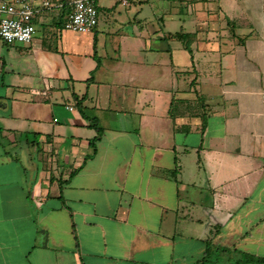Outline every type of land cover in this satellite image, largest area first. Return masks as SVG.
<instances>
[{
  "label": "crops",
  "instance_id": "crops-1",
  "mask_svg": "<svg viewBox=\"0 0 264 264\" xmlns=\"http://www.w3.org/2000/svg\"><path fill=\"white\" fill-rule=\"evenodd\" d=\"M150 1L97 0L116 25L88 34L46 10L32 44L0 40V264H201L233 223L264 253V0H180L186 43L152 48Z\"/></svg>",
  "mask_w": 264,
  "mask_h": 264
},
{
  "label": "built area",
  "instance_id": "built-area-1",
  "mask_svg": "<svg viewBox=\"0 0 264 264\" xmlns=\"http://www.w3.org/2000/svg\"><path fill=\"white\" fill-rule=\"evenodd\" d=\"M97 0H3L0 1V40L8 46L30 45L37 34L35 21L46 10H70L65 29L88 34L98 25ZM73 112V107H68Z\"/></svg>",
  "mask_w": 264,
  "mask_h": 264
},
{
  "label": "rangeland",
  "instance_id": "rangeland-1",
  "mask_svg": "<svg viewBox=\"0 0 264 264\" xmlns=\"http://www.w3.org/2000/svg\"><path fill=\"white\" fill-rule=\"evenodd\" d=\"M53 1H58V0H53ZM60 1H64V0H60ZM186 4L188 2V4L191 2L190 0H185ZM162 2V3H160ZM186 4H184L183 8L186 7ZM187 4V5H188ZM180 6V0H151L148 4L142 5L141 7L144 8L145 10V17H146V23L145 26H143L144 28V34H145V39L143 40V42L149 47L152 48L153 45H155L156 43H158L159 41L156 40V35L159 32H162L164 34H176L179 33L181 31L186 32V29L184 28V18L186 16V13L184 11V13L182 14V18L183 21L179 22H175L174 24H167L166 23V18H168L170 16V12L171 9H173V14H176L175 12H180L178 8ZM163 12H167V13H163ZM124 19L122 20H126L125 18H127V15L125 12H122ZM63 14L64 11L59 10V9H54L52 11L49 12V16L53 17L56 19V22L59 23V21H61V19L63 20ZM179 16H181L179 14ZM114 15L112 14H107V13H100L98 16V24L100 23V27H111V26H115V21L113 20ZM118 17V15H117ZM45 18V16L42 17V19ZM163 18L165 19V23L160 22V19ZM120 21V20H119ZM121 22V21H120ZM123 22V21H122ZM119 26H116V28H118ZM133 27V26H132ZM135 27H137V25H135ZM133 27V28H135ZM121 29L122 34H126L129 33L130 31V27H119ZM183 28V29H182ZM59 31H63L61 30V27L58 25V27L56 28ZM65 29V27H64ZM57 30V31H58ZM66 30V29H65ZM61 33V32H60ZM112 34L115 32H111ZM45 35V20H43L41 23H39V34H38V38L42 39L44 38ZM118 37V34H116ZM115 40V38L113 40H111V42H113ZM173 43V42H172ZM174 43H176V45H178V47H181V42L179 41H175ZM60 44H61V36L58 34L57 38L53 39L52 41H48V47H50L52 50H57L60 48ZM28 46V45H25ZM7 49V48H6ZM61 52V50H60ZM79 88V87H76ZM72 104H77V102L75 103V101H73V99H71ZM229 230L231 231V235L226 237L225 241H216L217 238V232H213L211 238H209L208 242H209V248L208 250L211 251V259L209 261H207L206 263H203L202 261L200 262L201 264H235L236 261L240 258L239 254L236 252V248L234 247V242L236 241L237 237H233V233L232 231H236L235 229H237V227H235L234 223L229 225ZM244 252V251H243ZM201 256H198L195 258H199L201 259ZM258 256L264 257V253H260Z\"/></svg>",
  "mask_w": 264,
  "mask_h": 264
},
{
  "label": "trees",
  "instance_id": "trees-1",
  "mask_svg": "<svg viewBox=\"0 0 264 264\" xmlns=\"http://www.w3.org/2000/svg\"><path fill=\"white\" fill-rule=\"evenodd\" d=\"M176 38L178 40L182 41L183 43H186L187 36L184 33L177 34ZM187 49L190 51V48L187 47ZM94 127L97 131L98 136L94 141L91 142V144L93 145V148H94V155H96V153H97L96 143L101 140V138L103 136V131L97 123H95ZM205 130H206V122H205L204 127H203V131H205ZM236 252L239 254L240 258L236 261L235 264H264V257L257 256L254 254H250V253H246V252H243L240 250H236ZM210 259H211V251L207 250V252L205 253V257L203 258L202 262L206 263Z\"/></svg>",
  "mask_w": 264,
  "mask_h": 264
}]
</instances>
